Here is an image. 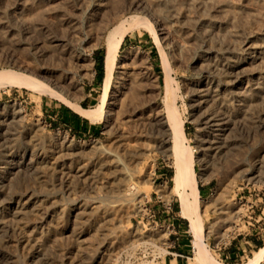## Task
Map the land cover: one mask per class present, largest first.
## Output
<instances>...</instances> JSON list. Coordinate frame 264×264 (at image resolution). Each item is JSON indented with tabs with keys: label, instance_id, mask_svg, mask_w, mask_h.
I'll list each match as a JSON object with an SVG mask.
<instances>
[{
	"label": "rangeland",
	"instance_id": "rangeland-1",
	"mask_svg": "<svg viewBox=\"0 0 264 264\" xmlns=\"http://www.w3.org/2000/svg\"><path fill=\"white\" fill-rule=\"evenodd\" d=\"M117 31L126 37L99 131L55 125V104L73 108L91 88V109L102 103ZM262 38L264 0H0V72L35 82L0 77V264H189L169 112L184 123L206 258L232 264L225 247L264 241V52L249 47ZM209 114L225 120L209 127Z\"/></svg>",
	"mask_w": 264,
	"mask_h": 264
},
{
	"label": "bare ground",
	"instance_id": "bare-ground-1",
	"mask_svg": "<svg viewBox=\"0 0 264 264\" xmlns=\"http://www.w3.org/2000/svg\"><path fill=\"white\" fill-rule=\"evenodd\" d=\"M101 1L102 0H100V2ZM204 2H205V0H204ZM229 3L232 4L233 1L232 2H229ZM99 5L100 4H98V6ZM228 5H230V4H228ZM233 8H234V6H233ZM117 17H115V18H117ZM113 19H114V17H113ZM205 19H207V18H205ZM213 26H215V25H213ZM117 32H119V33H117ZM117 32L116 33H113V32L111 33L110 39H108L109 41L107 43V52H106V57H105V77H104V82L102 84L103 85V91H102V93H103L102 94V97L103 98L101 97V99L103 100L102 103H100V105L98 104L99 107H97V108L95 107L96 109H87V110L82 109L79 105H77V106L76 105L75 106L72 105V107H73L74 110H76L82 116L88 118L92 122H96L99 118H101V115H103L102 113H103L104 103L107 100L106 98L110 94V91H111L112 85H113V81L115 79V71L117 69V54H118V52H119V50L121 48V45H122V43H123V41H124V39L126 37V33H125L126 31L125 32L122 31V33H121V31H117ZM249 47H250V50H252L253 53L259 52L257 54H262L264 52V39L261 40L259 43L257 42V43L250 44ZM263 58H262V56H257V57H255L253 59V61L257 62L256 60H263ZM246 62H248V60L247 61H241V62L235 63L233 65V69L234 70H237L238 68L242 67L241 65L246 64ZM262 68H264V67H262ZM231 71H232V69H231ZM2 72H0V77H4V78L7 77L6 79L2 80V81H5V82L7 81V79H9L8 78V75H12L13 74L12 75L13 77H10L9 76L11 79H9V81L7 82V84H5L4 82H2L1 81V78H0V81L2 83H4L5 86L8 85V84H10V83L11 84L13 83L12 85H16V86H19V87H22V88H24V87H28L29 88L31 86V84L33 83L32 80H31V82H32L31 83L30 80H28L29 78L27 79L26 77H24L23 74H21V75H23V77H20V76L19 77H15L16 76V72L10 71V72H12L11 74H6L5 71H4L5 73L4 72L2 73ZM10 72L7 71V73H10ZM235 74H237V72ZM2 83H0L1 84L0 86H3ZM11 84L9 86H11ZM42 86H44V87L46 86V88H47V85H44L43 84ZM206 86H208V85H206ZM206 86L204 87L205 89H201L199 91L200 94L202 96H204L205 98L214 99L215 96H216L217 91L215 93L213 90L211 91V89L210 90L209 89H206ZM30 88H32V87H30ZM256 88L259 89L260 91H263L264 92V83L258 82L257 85H256ZM173 116H174L173 113L172 112H169V114L167 116V122H166L167 123V126H168L169 136L172 139V148H171V151H172V158L174 160V171H175L174 177H173L172 193L175 194L179 198L181 217L182 218H185V219H187L189 221L190 229H191V231H192V233L194 235V242L193 243H194V246H195V256H194V258L191 259V261H190L189 264H214L212 262H209V259L206 258V253H208V250H207L206 244L203 242L202 235H201L200 231L198 230L199 229L198 228V224H199V220H200V215L198 214V210L196 208L197 192H198L197 180L192 179L190 181V179L186 175L187 159H188V156L189 155H188V153H186L187 151H186V149H185V147L183 146V143H182V140L186 138V133H185V130H184V123L181 122V121H179V120H177V119H174ZM224 120H225L224 119V116L221 115V114H219V115L209 114L206 117V124L209 127H213V126H215V122H218V121L219 122L220 121L223 122ZM222 124H220L219 126L220 127L225 126V125H222ZM217 126H215V127H217ZM220 130L218 132H220ZM263 260H264V244L257 251H255L254 255L249 259V261L246 264H261L263 262ZM215 264H218V263H215Z\"/></svg>",
	"mask_w": 264,
	"mask_h": 264
},
{
	"label": "crops",
	"instance_id": "crops-1",
	"mask_svg": "<svg viewBox=\"0 0 264 264\" xmlns=\"http://www.w3.org/2000/svg\"><path fill=\"white\" fill-rule=\"evenodd\" d=\"M97 84L98 82L95 81L93 85H97ZM91 89H88V93H86V96L82 99L80 103H77L82 109H85V110L91 109L93 104H95L92 93L90 92ZM50 113L51 115H49L48 117L51 118V120L53 121L55 125L67 126L69 130L73 131V133L78 136H86L88 134H95L99 131V122H92L91 120L82 116L79 112H77L70 106H66V105L62 106L61 104H55L50 109ZM166 176L167 175H165V177ZM174 210H176L175 207H174ZM170 220H171V217H170ZM182 224H183V221L178 219V220H174V225L173 224L172 225L181 230L183 229L181 228ZM182 244L184 245V247H187L186 241H184ZM245 244L247 246H244V248L242 249L237 246L238 245L237 243L230 244L229 246L224 248V251L222 253L225 256V258H228L234 262H239V260L242 257V254L244 253L246 249H249L250 247H255L258 249L264 244V241L260 239L259 237H256V235H254L248 238ZM176 251H177L178 256L180 257L185 256L183 254L184 249H181L180 247H178ZM180 262L176 261V264H181Z\"/></svg>",
	"mask_w": 264,
	"mask_h": 264
},
{
	"label": "trees",
	"instance_id": "trees-1",
	"mask_svg": "<svg viewBox=\"0 0 264 264\" xmlns=\"http://www.w3.org/2000/svg\"><path fill=\"white\" fill-rule=\"evenodd\" d=\"M171 173H172V172H171ZM171 173H170V175H172ZM200 190H203V189L200 188ZM175 208H176V210H177V209L179 210V206H176ZM232 264H236V263L234 262V263H232Z\"/></svg>",
	"mask_w": 264,
	"mask_h": 264
}]
</instances>
